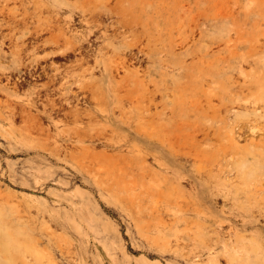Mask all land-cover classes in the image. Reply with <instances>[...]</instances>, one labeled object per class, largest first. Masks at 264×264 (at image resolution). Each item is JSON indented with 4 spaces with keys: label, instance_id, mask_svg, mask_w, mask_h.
<instances>
[{
    "label": "rangeland",
    "instance_id": "obj_1",
    "mask_svg": "<svg viewBox=\"0 0 264 264\" xmlns=\"http://www.w3.org/2000/svg\"><path fill=\"white\" fill-rule=\"evenodd\" d=\"M124 5L137 74L8 82L0 63V264L8 241L19 264H264V0ZM66 74L102 86L78 117Z\"/></svg>",
    "mask_w": 264,
    "mask_h": 264
},
{
    "label": "bare ground",
    "instance_id": "obj_2",
    "mask_svg": "<svg viewBox=\"0 0 264 264\" xmlns=\"http://www.w3.org/2000/svg\"><path fill=\"white\" fill-rule=\"evenodd\" d=\"M114 1L115 0H0V63L1 66H3V71H10V75L6 73L9 80L7 81L12 82V80L17 77L16 73L24 71L23 75L18 77L22 81L27 80V77L35 81L37 77L43 78L42 75L44 74L48 79L50 78V81L46 80L47 82L49 81L48 83H54L58 80L61 71H94L97 66L101 65L100 71L107 72L105 76L107 75L111 80L114 76L111 71H116L115 74L118 73L117 71H136V74L138 71H142L140 67L141 64H143L141 63L143 57L150 58V56L145 52L144 48H137L133 36L139 34H134L135 20H137L138 23L141 22L143 24V22L141 19V21H139L137 18L138 14L136 17L133 16L134 13L132 10L130 12L129 6L124 5L129 0H117L115 1L116 4ZM112 3L115 4V6ZM122 4L124 7L120 6ZM116 7L120 10H116ZM127 15H130V17ZM140 28H142L141 25ZM6 30L10 31L7 32ZM137 32L139 31L137 30ZM141 34L142 32L139 35ZM6 46L8 47V51L5 50ZM109 48L113 51L110 52L108 50ZM54 58L64 59L66 61H62L64 63L60 64L55 62ZM91 61H94V66H91ZM124 74H126V72ZM88 75L89 74H87V76ZM66 76L67 74L61 77V84L58 83L60 84L59 88L56 87L57 85L51 86L58 88L57 90L59 91L57 94L62 98L61 100L69 104L72 103L74 109L70 107L72 111L67 114H70V117H78L81 116L79 114V111L81 112L79 108L83 107V105L80 107L78 106L79 103L81 105L83 102H81L82 97L94 87V84L95 86L98 85L96 84L97 82L94 83L95 81L93 82V80L82 82L79 78H75L74 82L70 83ZM14 85L18 86V83L14 82ZM49 85L47 87H49ZM18 87H20V85ZM98 87H94L95 89H93V92H95L96 89L97 91L102 89V86L99 90ZM11 89H14V86H12ZM32 89L31 94H36L37 99L40 100L42 93H45L41 92L43 89H41V87L39 88L41 90L33 87ZM115 89V86L111 85L108 91L113 93ZM138 89L140 90V87ZM136 90L135 92H137ZM146 91L149 92V90ZM135 92H133L134 94L132 93L133 96ZM139 92L140 91L137 93ZM54 93L55 92L52 94ZM101 93L99 92L98 98H100L99 96ZM46 96L49 101L48 104H52L51 106L54 108L58 106L59 101L57 103L56 100L58 98L55 99L57 96L51 97V93L49 92ZM95 96L96 95H94V97ZM36 97L34 96V98ZM88 98L90 99V97ZM125 98H127V96H125L124 99ZM146 98L148 97L145 96L144 100ZM44 99L45 98L41 100ZM136 99L138 98L136 97ZM149 99L151 100L150 97ZM38 100L31 99L29 103L27 102L31 105L30 109L32 105H36L35 107L37 108V105H39ZM150 100L148 101V99H146L148 102H150ZM89 101L91 103L95 100ZM97 106H99V104ZM53 107L49 108L53 109ZM58 107L61 108V105ZM85 107L86 105L84 108ZM56 108L55 110H59V108ZM86 112L87 111H85V113ZM122 112L123 111H121V113ZM5 244L7 249H9L6 264H19L17 257L20 256H17V249L12 247L11 241ZM32 258L33 256L31 257V255L23 253L24 262H32ZM35 258L38 257L35 255ZM23 260L20 262L22 263Z\"/></svg>",
    "mask_w": 264,
    "mask_h": 264
}]
</instances>
